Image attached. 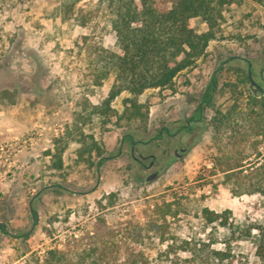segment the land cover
<instances>
[{
    "label": "rangeland",
    "instance_id": "rangeland-1",
    "mask_svg": "<svg viewBox=\"0 0 264 264\" xmlns=\"http://www.w3.org/2000/svg\"><path fill=\"white\" fill-rule=\"evenodd\" d=\"M62 1L0 0V145L40 130L20 148L21 168L0 175V222L8 231L0 232V264H26L35 256L31 252L41 255L50 247L68 252L111 247L123 236L131 242L135 220H145L154 205L159 212L153 217L164 216L172 247L149 233L140 244L149 264H202L197 256L202 243L219 252L203 264H264L254 254L255 234L232 237L228 227L205 218L207 209L225 212L238 224L264 220L262 198L232 194L211 167L206 122L211 108L191 121L189 132L178 129L199 114L201 93L213 76L214 107L259 92L249 83L246 61L253 72L264 66V2L235 0L225 6L204 54L178 72L170 88H148L137 97L147 106L144 120L128 117L125 91L106 114L90 113L114 76L111 72L95 85L96 58L102 48L117 51L118 46L102 0H78L65 17ZM192 27L206 26L194 17ZM259 86L264 89L262 82ZM89 136L109 157L101 164L95 153H79ZM258 150L264 153V141ZM109 193L114 196L101 198ZM112 198L115 204L109 205ZM106 251L101 264L123 260L122 252Z\"/></svg>",
    "mask_w": 264,
    "mask_h": 264
},
{
    "label": "trees",
    "instance_id": "trees-1",
    "mask_svg": "<svg viewBox=\"0 0 264 264\" xmlns=\"http://www.w3.org/2000/svg\"><path fill=\"white\" fill-rule=\"evenodd\" d=\"M76 1L78 0L62 1L63 17ZM102 1L118 50L102 48L96 58L93 68L94 84L99 86L111 72H114V76L106 95L100 104L92 106L90 113L106 114L110 110V102L125 91L129 96L122 99V104L128 117L142 116L145 120L147 106L139 102L137 97L148 88H170L175 75L204 54L208 42L219 30L225 6L235 0ZM194 17H199L204 22L206 27L202 31H196L192 27ZM215 85L213 76L201 93L200 106H197L198 113L203 106L212 110L211 116L206 120L211 129L213 147L211 167L214 173L222 174L223 180L229 183L232 194H257L262 198L264 206V153L258 150V143L264 141V92L248 93L242 101L235 97L224 108L214 107L212 97ZM69 134L66 127L63 136L67 137ZM125 138L131 140L130 135ZM62 151V147L55 149L57 167L61 165ZM79 153H95L99 157V164L109 158L102 155L101 148L92 136H89ZM251 156L253 159L249 160ZM108 196L114 195L109 193L101 198ZM108 204L114 205L115 198L109 199ZM165 206L168 208V204ZM150 212L145 220H135L133 231H126L131 235V242L125 241L126 236H123L124 239L118 240L117 244L113 242L111 247L95 244L72 252L50 247L41 255L31 252L30 257L35 256L26 264H101L108 248L122 252L123 260L116 264H149L140 247L149 233L155 234L161 243L165 242L168 249L172 247V243H168L172 237L166 233L164 216L160 220L153 217L159 212L156 205ZM203 212L208 223L218 220V224L229 228L232 237L246 238L255 234L257 240L253 247L254 254L264 262V220L259 223L238 224L227 220L225 212L217 213L207 209ZM123 228L126 229V226ZM0 232L8 234L5 224L1 222ZM23 236L27 237V233ZM201 245L197 256L203 257V263L219 254L217 250L208 249L207 244ZM179 248L184 249L183 246ZM23 255L24 253L21 256ZM223 258L222 256L216 260L221 262Z\"/></svg>",
    "mask_w": 264,
    "mask_h": 264
},
{
    "label": "built area",
    "instance_id": "built-area-1",
    "mask_svg": "<svg viewBox=\"0 0 264 264\" xmlns=\"http://www.w3.org/2000/svg\"><path fill=\"white\" fill-rule=\"evenodd\" d=\"M36 134H40V130L34 128V131L29 135L0 145V175H10L14 170L21 168L17 159V155L21 151L20 148L25 144L30 145L37 138Z\"/></svg>",
    "mask_w": 264,
    "mask_h": 264
},
{
    "label": "flooded vegetation",
    "instance_id": "flooded-vegetation-1",
    "mask_svg": "<svg viewBox=\"0 0 264 264\" xmlns=\"http://www.w3.org/2000/svg\"><path fill=\"white\" fill-rule=\"evenodd\" d=\"M246 63H247V77H248L250 85L252 86V88L256 89L257 91H259V92L263 91L264 92V89H262L259 86L261 82L264 84V76H263L264 66H262L257 72H253V70H251V67H250V65H251L250 61H246ZM197 106H200L199 102H198ZM203 108H204V106L200 109V112L197 115V117H196V115H191V117L186 120V123L181 124L180 125L181 127H179L178 129L184 130L185 132H189L190 128H191L190 127L191 121H197V120L201 119ZM131 141L134 142L132 139H131Z\"/></svg>",
    "mask_w": 264,
    "mask_h": 264
},
{
    "label": "water",
    "instance_id": "water-1",
    "mask_svg": "<svg viewBox=\"0 0 264 264\" xmlns=\"http://www.w3.org/2000/svg\"><path fill=\"white\" fill-rule=\"evenodd\" d=\"M151 176H153V175H151Z\"/></svg>",
    "mask_w": 264,
    "mask_h": 264
}]
</instances>
